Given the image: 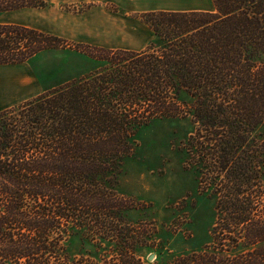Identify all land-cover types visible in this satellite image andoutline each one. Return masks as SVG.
<instances>
[{"label": "trees", "instance_id": "trees-1", "mask_svg": "<svg viewBox=\"0 0 264 264\" xmlns=\"http://www.w3.org/2000/svg\"><path fill=\"white\" fill-rule=\"evenodd\" d=\"M212 1V12L142 15L155 40L141 53L0 24V66L52 50L99 63L0 111V264H144L152 236L116 186L140 130L170 118L192 120L202 172L224 175L221 248L171 264H264V0ZM46 7L0 0V14Z\"/></svg>", "mask_w": 264, "mask_h": 264}, {"label": "rangeland", "instance_id": "rangeland-1", "mask_svg": "<svg viewBox=\"0 0 264 264\" xmlns=\"http://www.w3.org/2000/svg\"><path fill=\"white\" fill-rule=\"evenodd\" d=\"M79 2L81 5L76 6L64 4L62 0H47L48 12L40 16L31 14L30 20H38L43 30L53 27L63 30L65 39H62L69 44L141 53L155 40L142 15L173 12L196 3L210 5V10L215 11L212 0ZM10 19L11 14L0 17V23ZM69 22L73 28L68 26ZM70 29L72 32H67ZM69 55L63 50L47 51L26 64L0 69V111L31 100L68 79L61 74L54 76L56 72L51 75V69L47 66L46 71L44 66L53 63L57 69H68ZM98 65L84 63L80 74L88 75ZM195 129L190 118L154 121L140 130L136 151L123 165L116 186L117 197L130 207L129 220L136 229L152 236L149 244L152 250L144 248L139 253L144 264H171L180 256L202 251L213 253L221 248V243L214 240L213 230L220 225L217 224L216 194L224 175L215 169L214 173L208 169L202 172L204 167L198 165L196 150L189 145L190 139L196 144L192 140ZM212 181L214 185L210 188ZM161 251L163 255L159 257L157 254ZM152 256L155 259L150 260Z\"/></svg>", "mask_w": 264, "mask_h": 264}, {"label": "crops", "instance_id": "crops-1", "mask_svg": "<svg viewBox=\"0 0 264 264\" xmlns=\"http://www.w3.org/2000/svg\"><path fill=\"white\" fill-rule=\"evenodd\" d=\"M45 2H47V0H45ZM62 2L64 4L67 3V4H71V5L73 4V5H76L77 6L79 4L81 5V2L82 1L79 2V0H62ZM47 9H49V8L48 7L42 8V9H40V8H24V9H20V10H16V11L2 13V14H0V17H3V16H6V15L11 14L12 15V19H10V21L7 22V23L3 22V23H0V24H3V25H18V26H23V27H27V28H30V29L37 30V31L42 32V33H45V34H49V35L56 36V37L61 38V39L62 38L65 39V37H64V31L58 29V27H57V29H56V27H53V28H50V30H43V26L42 25L41 26L38 25V20H37V22L35 20H32V21L30 20V18L32 19V15L40 16V15H42V12H48ZM154 10H156V9H154ZM172 11L173 12H193V11H198V12H212L210 10V5L209 6H206V5H203L201 3H196L194 5H191V6H188V7H184V8H181V9L172 10ZM68 26H70L71 28H73L74 25H73L72 22H69L68 23ZM67 32L71 33L72 32V29L67 30ZM70 38L71 37H69V39ZM81 39H83V38H81ZM73 41H75V40H73ZM52 51H58V50H52ZM63 52H67V53L70 54L68 56V58H69L68 69L67 68H63V67H60L59 69H57V68H55V66H54L53 63H48V64H46L44 66V68H45L46 71H47V69H46L47 66L51 69V70H49V71H51V75H52V72H56L55 75H54L56 77L57 76L60 77V74H61V77L62 78L68 77V79H66V80L62 81L60 84H58L57 87H59V86H61L63 84H66L68 82H71L73 80H77V79H80V78L84 77L85 75L83 76L82 74H80L81 71H82V65L84 63L90 64V63H94L95 62L92 59H90L89 57H87L86 55L81 54V53L76 52V51H73V50H63ZM11 66H17V65H3V66H0V69L7 68V67H11ZM72 75H75V76L73 78H69ZM57 87H54V88H57Z\"/></svg>", "mask_w": 264, "mask_h": 264}, {"label": "water", "instance_id": "water-1", "mask_svg": "<svg viewBox=\"0 0 264 264\" xmlns=\"http://www.w3.org/2000/svg\"><path fill=\"white\" fill-rule=\"evenodd\" d=\"M152 259H155V257H154V256H152V257L150 258V260H152Z\"/></svg>", "mask_w": 264, "mask_h": 264}]
</instances>
